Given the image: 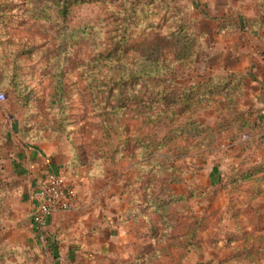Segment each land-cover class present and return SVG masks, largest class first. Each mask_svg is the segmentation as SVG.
I'll return each instance as SVG.
<instances>
[{
	"label": "rangeland",
	"instance_id": "rangeland-1",
	"mask_svg": "<svg viewBox=\"0 0 264 264\" xmlns=\"http://www.w3.org/2000/svg\"><path fill=\"white\" fill-rule=\"evenodd\" d=\"M65 3L0 0V264H58L73 240L59 227L52 247L53 236L33 231L31 181L11 165L22 143L63 159L80 199L62 218L70 228L89 213L118 217L115 240L91 264H264V169L236 173L264 166L249 71L220 93L204 81L207 95L185 104L151 100L150 76L128 80L153 49L157 78L240 71L226 46L241 30L218 31L206 15L264 22V0H72L64 14ZM125 18L127 51L91 62L116 43ZM181 25L196 39L191 64L178 59L185 41L171 37ZM255 27L264 34V23Z\"/></svg>",
	"mask_w": 264,
	"mask_h": 264
},
{
	"label": "crops",
	"instance_id": "crops-1",
	"mask_svg": "<svg viewBox=\"0 0 264 264\" xmlns=\"http://www.w3.org/2000/svg\"><path fill=\"white\" fill-rule=\"evenodd\" d=\"M226 47L233 50V56L240 64V70L251 67L257 78L253 81L255 85L251 93L254 97L252 105L257 112H260L258 121L262 122L264 128V34L254 29L248 33L241 32L230 43H227ZM62 160L58 154H50L44 146L22 143L15 149L11 165L16 173L28 177L31 181L28 192L31 210L37 201V182L50 171H60L63 166ZM65 215L66 213L54 215L51 222L52 229L56 230L57 239H61L57 234L59 227L67 231L69 240L73 239L62 246L64 249L62 248L61 252L65 251V255H62L61 262L58 261V264H91L93 260H97V256L109 250L110 243L115 240L119 229L118 217H93L89 213L85 217H77V223L74 221L73 227L70 228L72 224L68 219L62 221ZM79 227H81L80 230ZM75 236L79 239L77 243ZM75 253L81 254L84 260L73 262L72 258L66 256Z\"/></svg>",
	"mask_w": 264,
	"mask_h": 264
},
{
	"label": "trees",
	"instance_id": "trees-1",
	"mask_svg": "<svg viewBox=\"0 0 264 264\" xmlns=\"http://www.w3.org/2000/svg\"><path fill=\"white\" fill-rule=\"evenodd\" d=\"M72 3V0H66L65 3V8L63 10L64 14L68 13V9H69V4ZM2 8V7H1ZM3 9V8H2ZM207 18L214 20L217 22V30L218 31H226V30H231V29H240L241 32L245 33V32H249L250 30L257 28L255 26H261L263 25L264 22H259L257 18L255 17H244L242 16L241 19L239 20H235L234 16L232 15H228L225 13L222 14H212V15H206ZM128 24V18H125L124 22H123V26H121V28L119 29L121 32L119 39L116 41V43L112 46V47H105L104 50H101L97 53H94V55L92 56V58L90 59L91 62H99L100 60H105L108 57H111L112 55H114L115 59H120V57L122 56V54H124L127 50V44L126 41L124 42V40H126L128 38V33H129V29L127 27ZM65 34V33H64ZM192 33H189V30L187 28L186 25H181L180 28L176 29L173 33V35L171 36L172 38H179L180 40L185 41V43L183 44V47H181L180 51H179V57L178 59H185V63L186 64H191L195 61L198 60V53L195 50V41L196 39L192 37L191 35ZM178 40V39H177ZM156 51L153 49V52H150L149 54H142L140 56V62H139V66L140 69L137 70L138 73H134L131 72L129 73V79L128 77L125 78L122 75L118 77V79L116 80V82H118L121 86L124 85L125 81L128 79H134V77H137L138 79L147 76H150V80L148 82L149 89L151 91H153V97L151 100H153L155 103H161L164 100L166 101H171L176 103V101H179L181 103H187L190 100L198 97V96H203V95H207V92L205 91H201L198 88H201V86L203 85L204 81H206L209 84V93L210 94H215V93H220L221 91H226L228 90L229 86H231L232 84H234V79L238 78L237 76L239 75L241 80H243V78L245 77L243 74L247 73V71H249V73L251 74V79L254 81L256 80V76L252 71L251 67H247L244 70H234V69H230L228 67L225 68V72L224 75H204L199 79V80H192L189 79L188 81H186L185 83L176 80V78L170 77L169 75H165V77L160 78V77H156V73L158 72V70H160L161 64H160V57L157 56V54L155 53ZM182 57V58H181ZM196 57H198L196 59ZM241 73V74H239ZM152 74V75H151ZM130 75H132L130 77ZM169 76V77H168ZM211 79H216V85L215 84H211L210 80ZM162 81H169L170 84L166 87V89L162 90V91H158L157 89V85L155 82H162ZM176 84L178 86H182V87H175L171 85ZM113 88V87H112ZM208 93V94H209ZM168 103V102H167ZM122 107V106H121ZM120 107V108H121ZM119 107L116 106L115 109H118ZM240 115H236V118H239ZM243 122H242V127L245 128L247 125H249L250 120H247L245 115L243 116ZM252 128L256 127V129L259 131L263 130V124L262 122H259L257 120L254 121L252 123ZM115 131V130H113ZM247 134V133H244ZM261 168L264 169V166L262 167H253V166H247V168L244 170L243 167H239V170L236 171L237 174L241 175V178H244L246 176L249 175H254V173H257L259 170H262ZM61 213H66L65 211H57L54 215L57 214H61ZM54 215L49 219L47 226L43 229H34V232L36 233V235L38 236H42L43 234L48 233L49 237H54L53 239H55L54 243H52V247L54 246V244H56L58 242V239L56 238V230L54 231L52 229V218L54 217ZM125 220L128 221L129 217H125Z\"/></svg>",
	"mask_w": 264,
	"mask_h": 264
},
{
	"label": "built area",
	"instance_id": "built-area-1",
	"mask_svg": "<svg viewBox=\"0 0 264 264\" xmlns=\"http://www.w3.org/2000/svg\"><path fill=\"white\" fill-rule=\"evenodd\" d=\"M5 93L0 92V99ZM264 139V128L261 131ZM36 204L31 212L30 221L33 229H43L57 211H71L80 207L76 185L61 171H50L40 178L36 187Z\"/></svg>",
	"mask_w": 264,
	"mask_h": 264
}]
</instances>
